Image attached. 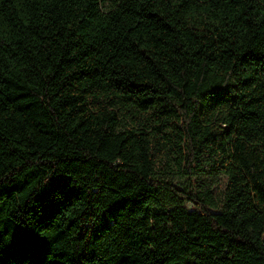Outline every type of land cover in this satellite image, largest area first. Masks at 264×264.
Returning a JSON list of instances; mask_svg holds the SVG:
<instances>
[{
    "label": "trees",
    "instance_id": "obj_1",
    "mask_svg": "<svg viewBox=\"0 0 264 264\" xmlns=\"http://www.w3.org/2000/svg\"><path fill=\"white\" fill-rule=\"evenodd\" d=\"M0 264H264V0H0Z\"/></svg>",
    "mask_w": 264,
    "mask_h": 264
},
{
    "label": "rangeland",
    "instance_id": "obj_2",
    "mask_svg": "<svg viewBox=\"0 0 264 264\" xmlns=\"http://www.w3.org/2000/svg\"><path fill=\"white\" fill-rule=\"evenodd\" d=\"M182 205H184V206L188 207V206H189V203H188V202H186V201H182Z\"/></svg>",
    "mask_w": 264,
    "mask_h": 264
}]
</instances>
